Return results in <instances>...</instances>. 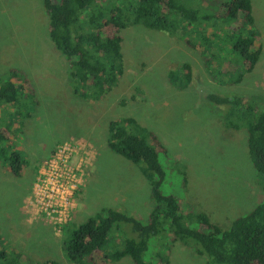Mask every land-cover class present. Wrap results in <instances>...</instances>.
<instances>
[{"label":"rangeland","instance_id":"obj_1","mask_svg":"<svg viewBox=\"0 0 264 264\" xmlns=\"http://www.w3.org/2000/svg\"><path fill=\"white\" fill-rule=\"evenodd\" d=\"M179 1L198 11L202 35L186 28L171 36L141 25L126 28L122 32L124 75L103 100L93 101L74 94L66 58L49 36L43 0H0V79L11 69L20 70L37 92L36 104L23 102L16 109L19 113L6 122L14 134V147L30 165L17 178L0 162V233L30 263L72 264L62 247L67 235L57 234L44 219L30 221L24 212L36 167H42L64 141L83 139L97 151L69 229L104 209L148 221L155 207L151 184L141 172L143 163L136 165L108 147V125L114 120L133 118L158 136L168 151L162 192L189 203L196 214H206L222 229L264 201V177L250 159L246 129L235 130L228 124L230 105L205 99L208 94L245 97L246 105L264 111V0H251L254 24L243 31L244 35L258 33L262 53L239 84L223 74L225 64L239 60L231 40L236 21L219 17L228 0ZM100 2L95 0L97 5ZM184 63L192 66L193 79L188 88L177 90L167 75ZM185 223L194 227L195 219L186 217ZM133 235L131 225H115L97 261L135 264L129 257L110 259L123 248L124 236ZM166 240L164 234L154 237L144 259L158 264L159 253L168 255L170 264H208L196 243L177 242L168 249Z\"/></svg>","mask_w":264,"mask_h":264},{"label":"trees","instance_id":"obj_2","mask_svg":"<svg viewBox=\"0 0 264 264\" xmlns=\"http://www.w3.org/2000/svg\"><path fill=\"white\" fill-rule=\"evenodd\" d=\"M100 3L43 0L50 39L66 58L74 94L82 99L103 100L124 75L122 32L126 28L141 25L170 36L183 28L189 33H199L198 11L179 0H101ZM219 17L236 21L231 40L239 60L225 64L223 74L239 84L246 73L254 70L262 53L258 33H243L246 26L254 24L251 0H228L222 5ZM167 76L175 89L184 90L192 82L193 69L189 63H184L178 69H171ZM36 97V89L24 72L11 69L7 77L0 79V162L17 178L24 176L30 163L14 147V134L6 122L9 116L19 113L16 109L26 101L36 104ZM205 99L218 105H230L228 124L235 130L246 129L250 159L255 170L264 177V111L255 105H246L245 97L232 99L208 94ZM108 132L107 145L114 153L136 165L143 163L141 172L151 184L155 207L146 223L122 212L104 209L75 229H69L71 222L65 225L62 234L67 238L62 247L70 263L107 264L98 262L97 256L110 240L114 226L124 223L132 226L135 235L124 236L123 248L110 255L113 261L129 257L135 264H150L144 254L151 240L164 234L168 249L177 242L196 243L200 247L199 254L207 256L208 264H264V201L237 218L228 229H222L206 214H196L189 203L162 192L163 160L168 157V151L156 134L133 118L109 122ZM40 168L36 167L35 174ZM186 217L195 219L194 227L185 223ZM157 257L158 264H170L168 255L158 253ZM0 264L32 263L28 256L16 252L0 233ZM43 264L59 263L48 260Z\"/></svg>","mask_w":264,"mask_h":264},{"label":"built area","instance_id":"obj_3","mask_svg":"<svg viewBox=\"0 0 264 264\" xmlns=\"http://www.w3.org/2000/svg\"><path fill=\"white\" fill-rule=\"evenodd\" d=\"M96 155L93 145L83 139L58 144L38 171L25 201L24 212L30 221L44 219L61 234L78 208V194Z\"/></svg>","mask_w":264,"mask_h":264}]
</instances>
